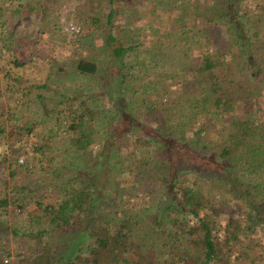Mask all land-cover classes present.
<instances>
[{"label": "trees", "instance_id": "obj_1", "mask_svg": "<svg viewBox=\"0 0 264 264\" xmlns=\"http://www.w3.org/2000/svg\"><path fill=\"white\" fill-rule=\"evenodd\" d=\"M67 1L0 0V145L41 175L10 228L0 197V264L9 230L14 264H264V0H86L57 90L24 26L55 52Z\"/></svg>", "mask_w": 264, "mask_h": 264}, {"label": "rangeland", "instance_id": "obj_2", "mask_svg": "<svg viewBox=\"0 0 264 264\" xmlns=\"http://www.w3.org/2000/svg\"><path fill=\"white\" fill-rule=\"evenodd\" d=\"M86 4V0H68L67 2L63 3L61 8H60V15H59V25H58V29H59V34L62 36L60 38V40H56L58 42H56V46L55 47V52L51 53L52 50H50L51 48V42L46 38L45 35H41L40 31L44 30L46 32H48L49 28L48 26H43L42 24V19L41 16H35L34 18L30 19L26 25L24 26L25 29L27 30L28 34L32 37H34V40L36 37L38 40V46L37 49L38 51L41 53V55L43 56L42 58H37L36 61H38V65L42 66L43 69L42 74L43 76L45 75V77L47 78L50 71L56 72V78H57V85L54 86L57 87V90H59V88L61 87V81L64 77L68 76L65 73L59 72V69H66L67 72H70V67H69V57L72 55V49H76L77 52L81 51L80 46H79V41L80 38L82 37L83 33H84V28L82 25L78 24L77 19H78V13L79 10ZM71 25H76L81 27V33L79 35H74L72 34L70 31L67 30V28ZM60 41H62V43L60 44ZM75 44V45H74ZM82 53V51H81ZM85 55V54H83ZM46 59H43L45 58ZM56 62H58V66L54 67V65L52 66V64H55ZM39 66V67H40ZM119 66V61H116L114 65H111L109 67V71H113V73H115V69ZM0 70H1V64H0ZM35 72V68L33 66H31V68L27 71V73H30L33 75L34 78L38 79L37 75L34 73ZM0 75H1V71H0ZM2 76V75H1ZM112 80L111 82L114 83V85H117L119 87V91H120V80H118L119 78V74L117 77V74H115L114 76H112ZM60 81V82H59ZM69 86H74V83H69ZM63 88V92L67 93V88L62 87ZM96 93V96L98 99H103L102 104L105 107H110V101L107 98L106 95L102 94V90L100 88V86L98 85L97 88H95V90H93ZM1 92L3 94V101H4V105L6 108H8V102L4 93L3 88H1ZM94 93V94H95ZM122 105H124V103H121ZM264 105V104H263ZM122 107V106H120ZM7 112V109H6ZM6 125L8 126L9 124V120L8 117H6ZM11 143H10V139H6L4 140L1 145H0V157H5V159L7 160V163L5 166H0V197H7V199L9 200L10 204L8 207V213L6 214V221L9 224V228L12 227L13 221H14V207L11 204V196H12V187L15 183L19 184V185H27L29 183L33 184L34 180H36L39 176V174H28V173H23L19 176H14L13 175V168L11 166V162L8 161V159L11 156ZM169 153V152H168ZM169 155L172 156L171 153H169ZM24 157V156H22ZM20 157V158H22ZM0 158V159H1ZM25 158V157H24ZM202 170H209V168L207 166H204L201 168ZM34 207V206H32ZM4 234V233H3ZM1 235V234H0ZM8 251L10 253L11 259L9 260V263L14 264L16 261V253H15V242H14V237L11 234L10 230L8 232Z\"/></svg>", "mask_w": 264, "mask_h": 264}, {"label": "built area", "instance_id": "obj_3", "mask_svg": "<svg viewBox=\"0 0 264 264\" xmlns=\"http://www.w3.org/2000/svg\"><path fill=\"white\" fill-rule=\"evenodd\" d=\"M68 31H70L74 35H79L81 33V27L76 25H71L67 28ZM20 164H25V158L22 157L19 159Z\"/></svg>", "mask_w": 264, "mask_h": 264}]
</instances>
